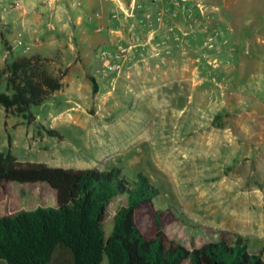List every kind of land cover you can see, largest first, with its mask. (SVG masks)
<instances>
[{
	"label": "rangeland",
	"instance_id": "rangeland-1",
	"mask_svg": "<svg viewBox=\"0 0 264 264\" xmlns=\"http://www.w3.org/2000/svg\"><path fill=\"white\" fill-rule=\"evenodd\" d=\"M188 2H199L204 10L194 27L183 12L178 18L192 29L191 44L141 61L112 83L101 58L105 47L93 45L95 33L81 28L55 40L48 20H33L38 0H0V90L11 91L7 63L21 54L39 55L62 81L31 107V117L0 103V150L50 165L116 167L130 179L141 172L158 189L156 204L175 210L191 230L228 228L259 248L264 244V0ZM211 26L228 37L219 48L206 44ZM19 35L23 43L16 40ZM14 190L21 195L20 207L55 202L53 193L41 195L37 187ZM125 202V195H117L109 203L107 232ZM100 264H109L107 254Z\"/></svg>",
	"mask_w": 264,
	"mask_h": 264
},
{
	"label": "trees",
	"instance_id": "trees-1",
	"mask_svg": "<svg viewBox=\"0 0 264 264\" xmlns=\"http://www.w3.org/2000/svg\"><path fill=\"white\" fill-rule=\"evenodd\" d=\"M10 92L0 103L26 117L61 88L39 55L21 54L7 63ZM50 133H58L49 128ZM53 193V204L20 207L15 187ZM158 189L139 173L130 179L120 168L50 165L0 150V264H264V244L228 228L193 231L172 208L158 206ZM125 195L112 217L111 200Z\"/></svg>",
	"mask_w": 264,
	"mask_h": 264
},
{
	"label": "built area",
	"instance_id": "built-area-1",
	"mask_svg": "<svg viewBox=\"0 0 264 264\" xmlns=\"http://www.w3.org/2000/svg\"><path fill=\"white\" fill-rule=\"evenodd\" d=\"M20 4L18 2V5ZM77 4H81V1L78 0ZM118 7L113 12L114 17H119V10H122L125 20H133L128 23L126 20L122 25V28L131 34L130 38L121 35L113 47L101 50L104 69L110 74L112 83L120 75L130 74L141 61L190 45L189 35L192 29L184 28L179 24L178 18L183 12L191 21L190 26L194 27L192 23L197 20V15L204 11L201 3H189L188 0H133L129 6L120 3ZM204 26L207 29L209 24ZM102 28L101 24L94 27L96 31ZM207 31L206 44L209 47L219 48L220 43L228 42V37L217 27L211 26ZM16 40L23 43L20 35ZM29 47L25 44L26 49Z\"/></svg>",
	"mask_w": 264,
	"mask_h": 264
},
{
	"label": "crops",
	"instance_id": "crops-1",
	"mask_svg": "<svg viewBox=\"0 0 264 264\" xmlns=\"http://www.w3.org/2000/svg\"><path fill=\"white\" fill-rule=\"evenodd\" d=\"M45 1L38 0L33 20L37 23L48 20V24L54 28L50 33L48 31L49 37L55 40L62 39L64 33L76 34L81 28L86 32L95 33L93 45L98 44L100 47H113L121 35L127 38L131 36L122 28L123 23H126L122 10H119V17H114L113 12L119 8L120 3L129 6L133 0H80L81 4H77L78 0H49L50 5ZM48 8H51L49 12ZM65 13L75 26L71 25L69 20H65ZM99 24L103 28L96 31L94 27Z\"/></svg>",
	"mask_w": 264,
	"mask_h": 264
}]
</instances>
